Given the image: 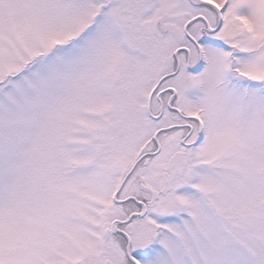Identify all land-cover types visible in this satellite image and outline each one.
Listing matches in <instances>:
<instances>
[{"label": "snow or ice", "instance_id": "1", "mask_svg": "<svg viewBox=\"0 0 264 264\" xmlns=\"http://www.w3.org/2000/svg\"><path fill=\"white\" fill-rule=\"evenodd\" d=\"M0 264H264V0H0Z\"/></svg>", "mask_w": 264, "mask_h": 264}]
</instances>
